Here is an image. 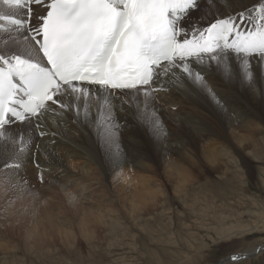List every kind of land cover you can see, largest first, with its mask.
Instances as JSON below:
<instances>
[{"label":"rangeland","instance_id":"1","mask_svg":"<svg viewBox=\"0 0 264 264\" xmlns=\"http://www.w3.org/2000/svg\"><path fill=\"white\" fill-rule=\"evenodd\" d=\"M222 1L219 0V3ZM207 3L203 1L201 11L193 12L191 18L184 22L185 27L193 23L206 26L218 18L219 11H224L222 7H219V10L215 9L218 8L217 5L209 7L212 0H208ZM261 5L264 4L256 1L249 8L253 17L250 27L252 23H261L257 19ZM0 11H8L15 15L2 4ZM17 13V16L23 18L22 10ZM205 13L211 14L204 20L200 19ZM20 40H23L21 33L0 30V52L23 53V45L27 42L24 41L22 44ZM14 42H18L20 46ZM263 65L259 74L261 89H264ZM254 67L259 66H251L250 70L252 71ZM214 72L217 79H212V83L221 90V93L219 90L216 92L219 104L206 92L198 91L187 79L186 74H183L180 79L170 78L168 81L189 82L193 85L199 94L193 93L199 96L198 110L179 104L178 94L166 87L161 91L164 94L162 97L154 90L155 99L151 96L147 98L141 90L139 93L134 92L131 102L105 112L103 117H111V120L118 122L119 131L114 142L111 140L106 142L101 131L102 136L95 141L100 151L102 167L98 165L100 161L95 163L92 160L95 156L91 158L88 156L72 159V163L78 166L77 169L51 162L58 172L39 170L37 164V175H33L24 172L23 165L17 168L14 163L4 160L0 164V177L3 175L11 179H25L27 184L16 193L14 192L17 189H8L10 193H14L13 202H17L22 196L31 197L38 193L40 200L55 205L61 199L56 194L58 189L52 193L57 183L68 190L70 188L78 190L79 195L76 198L83 202L84 207L99 210L100 202L117 203L118 206L114 204L113 207L117 210L115 219L120 225L115 233L111 230V225H102L98 230V238L94 235L91 238L84 237L79 233L78 227L74 228L71 223L65 222L66 226L73 229L75 241L67 245L49 243L46 248L28 251L23 240H20L19 232L8 228L12 218L9 214H3L0 207V243L11 248L0 250V264H218L227 256L230 258V255L246 253L264 245V104H257L249 95L248 88L244 91L239 85L234 87L228 79L221 82L218 79L219 73ZM220 82L222 84L219 87ZM61 114L68 116L66 111ZM237 116L239 119H246L239 122ZM234 120L237 121L235 125ZM245 124L261 130V136L240 141L242 132L238 125ZM14 127L15 123L9 127L8 132ZM22 128L27 132L29 127L25 124ZM29 132L31 133V130ZM54 141L55 148L63 146L56 134ZM42 142L54 145L46 139V134L41 136L37 132L34 139L24 146L25 150H30L33 146V150L37 151V161L40 163ZM176 144L178 147H175ZM201 144L213 147L215 144L217 150L227 151L229 156L216 161L209 160L201 155ZM87 148L89 152L94 151L90 145ZM59 153L68 154L66 151ZM117 156L121 157L122 162L115 160ZM127 157L131 162L126 161ZM113 162L117 164V168L112 170ZM88 171L93 172L94 177L101 180V184L93 180V187L89 188L88 183L91 182L87 180L91 178L88 177ZM121 174L125 175L123 179ZM127 176L135 184H149L154 187L158 197L154 200H145L146 203H143L145 205L141 208L129 203L131 201L127 202L125 197L130 191H134L132 188H136L126 183L124 187L127 189L123 187L122 180H130ZM184 176L187 183L183 182ZM114 178L117 183L121 181L120 189H113L110 179ZM31 180H36L37 186H34ZM70 181H74L77 187L72 188L73 184L71 185ZM104 186L110 196L113 194L112 197H103ZM86 188L91 190L86 193ZM122 189L129 192L125 194ZM119 198L120 200L116 201ZM4 213L8 212L5 210ZM106 220L108 222L109 219ZM229 232L233 235L228 236ZM238 264H264V252L256 258Z\"/></svg>","mask_w":264,"mask_h":264},{"label":"snow or ice","instance_id":"2","mask_svg":"<svg viewBox=\"0 0 264 264\" xmlns=\"http://www.w3.org/2000/svg\"><path fill=\"white\" fill-rule=\"evenodd\" d=\"M0 4L23 12V18H17L0 11V30L21 33L27 41L23 53L0 52V139L7 138L17 121L33 123L35 118L39 128L46 114L57 111L54 106L65 107V95H86L89 88L121 97L143 90L145 97L155 99L153 91L168 82L162 77L173 70H182L219 104L213 87L192 63L207 58L218 66L224 61L227 69L226 58L234 53L251 82L249 58L264 61V5L257 17L261 23H252L249 29L253 17L244 11L206 26L185 27L193 12L201 11V0H0ZM213 5L217 10L224 7L219 0H212L209 7ZM108 119L102 117L99 126L106 142L119 131V124ZM20 141L23 151L27 141L22 136Z\"/></svg>","mask_w":264,"mask_h":264},{"label":"bare ground","instance_id":"3","mask_svg":"<svg viewBox=\"0 0 264 264\" xmlns=\"http://www.w3.org/2000/svg\"><path fill=\"white\" fill-rule=\"evenodd\" d=\"M202 1L203 0H201V2ZM256 1L260 4H264V0H230V3H226V0H223L222 2H220V4L224 5V7H222L224 9V11L223 12L219 11L217 14L218 15L217 17L218 18L226 17L228 14H232L233 16L235 14L239 15L240 12H242V11L246 12L247 14L248 13L250 14L249 8L252 7V5ZM3 7L5 8V6H3ZM33 7L35 8L36 6H33ZM215 9H217V8L215 7ZM10 11L15 13L19 10H10ZM215 12H216V10H215ZM209 14H211V13H208V15ZM17 15H18V13H17ZM17 15L15 13L14 16L17 17ZM208 15L207 14L204 15L203 17H200V19L204 20L205 18H207L206 16H208ZM34 17H35V15H34ZM250 24L251 23H249V25ZM249 25L247 26L248 28L250 27ZM9 26L10 25H8L7 27H9ZM24 41L25 40L23 39V40H20L19 42H22V44H23ZM14 44L20 46V44H18V42H14ZM249 60H250L249 72L252 75L251 82H249L246 79L244 71H243V67H242V62L239 58H237L235 56L234 53H229L227 58H226V63L228 65L227 69H225V66H224L225 62L224 61L220 62L219 66H218L217 62L208 61L207 58H205V60L202 63H199V64L192 63L191 66L194 68V70L200 71V73L202 75H204L205 80L213 87L215 93L217 92V90H219V92L221 93V90L217 87V85L215 83H212V79H214V78L217 79V76L215 77L216 74L214 71L219 73L218 79L221 82H223L225 79H228L230 81V83L232 84V86H234V87L239 85L244 91L248 88L249 89L248 90L249 95L255 99L256 103L263 105L264 104V89L260 88V84H259L260 75L259 74L262 71L261 68H262V64H264V61H260L258 59H254L251 57L249 58ZM251 66L252 67L253 66H259V67H254V69L251 71L250 70ZM173 73H175V74H173ZM183 74L184 73L182 72V70H173V71H170L168 73V76L162 77V80L168 81L170 78H174V79L179 78L180 79V77ZM221 82L219 84V87L222 84ZM166 84H167V86H166ZM153 87H155V85ZM166 87L168 89H173L178 94V96H179L178 103L179 104H184L187 108H190L192 110H198V108H199V96H195V95H199V94L195 90V87L193 85H191L189 82L184 83V82L180 81V82L170 83L168 81L167 83H163L160 86V90H157V95L162 97L164 94H162L161 91L163 89H165ZM198 91H199V89H198ZM193 93L195 95H193ZM132 97H133V94L129 95V96H123V97H121L119 94L113 96L111 94L105 93L103 90L96 88V87L89 88L88 93L86 95H81V94L65 95V97L63 98L64 103H65V107L63 109H60L59 105L54 106V107H56L57 111L50 113V114H46L44 116L43 123L41 124V126L39 128L34 126L35 118H33V123L25 122V123L21 124L20 122H15L16 129H15V127L13 129H11V131L7 133V138L0 139V164L4 160H7V161H10L11 163H14L15 165L16 164H19V166L23 165V167L25 168L24 172H27V174L30 173L33 175H35V174L37 175V170H38L37 164H39V166H38V168H40L39 170H44L47 172H48V170H50L52 172H58L57 168L54 167L51 162L62 165V166H70L71 169L72 168L77 169V167H78L75 163H72V159L76 160L78 158L79 159L80 158H87L88 156L91 158L92 156H95V158H92V160L95 163H98L99 161L101 162L100 151L98 150V147L95 144V141L98 140L100 136H102V134L100 135V130H99V126L101 124V118L103 117L105 112L110 111L114 108H117L124 103L131 102V100L133 99ZM147 98H150V97H147ZM164 98H166V97H164ZM160 99H162V98H160ZM143 103H144V101H143ZM201 106H202V104H201ZM204 107H206V105ZM64 111H66L68 113V116L61 114ZM177 116H178V114H177ZM238 117L239 116H237L236 118L239 122H244L246 119V118H244V119L240 118L239 119ZM109 118L110 119H108L106 122L112 123V124L118 123V122H115L114 119L111 120V117H109ZM143 122H144V120H143ZM236 123H237V121L234 120L233 124L235 125ZM25 124L27 125V127H29V128H27L28 129L27 132L25 130H23V128H22L23 125H25ZM238 129L241 130V132H242V135L240 136V141L248 139V138H255V137L261 136V130L254 129L253 126L251 127L250 124L238 125ZM29 130H31V133L29 132ZM152 131H153V129H152ZM37 132L38 133L44 132L46 134V139L51 141V143L52 142L54 143L53 146H51L50 144H45L43 142L40 144L39 156L42 160L41 163L37 161V151L35 152L33 150V146L31 147L30 150H23V151L19 150L20 145H21L20 137L22 136L23 139L25 141H27V143H29V141L31 139H34L35 134H37ZM117 133L118 132H116V134L112 136V138H111L112 142H114V140H116V137L118 135ZM54 134H56L57 136L60 137V142L62 143L63 146H58L57 148H55ZM165 134L166 133H164V135ZM168 141H169V139H168ZM27 143L24 146H27L28 145ZM58 144L59 143H57V145ZM88 145H90V147L92 146L94 148L93 152H89V150L87 148ZM175 147H178V145L176 144ZM217 149L218 148L215 147V144H214V147L213 146H205V145L201 144L200 153L202 156L206 157L207 159L214 160V161L220 159L221 157H228L229 156L227 151L217 150ZM65 151L68 152V154L63 155V154L59 153V152H65ZM115 160L117 162H122L121 157H119V156H117L115 158ZM126 161L131 162L129 157L126 158ZM209 163H210V161H209ZM170 164L172 165V163H169L168 165H170ZM98 165H100L101 167L103 166L102 162ZM172 166H174V165H172ZM116 168H117V164L115 162H113L112 170L116 169ZM177 168L178 167H176V169ZM179 168H180V166H179ZM169 171H170V169H169ZM181 171L184 172L182 169H181ZM87 173H88V177L91 178V179L87 180V182H91V183H88L89 188L93 187V184H92L93 180L95 182H97L98 184H101V180L99 178H95L94 177L95 174L93 172L89 173V171H88ZM123 173H126V172H123ZM117 174H120V173H116V175ZM177 174H178V172H177ZM16 175H18V174L16 173ZM16 175H13V176L17 177ZM33 175H30V176H33ZM121 175H123V174H121ZM13 176H12V178H13ZM30 176L28 178H30ZM124 176L125 175L122 176V179L124 178ZM19 177H20V175H19ZM127 177L130 179L129 176H127ZM30 179H28V180H30ZM24 180L25 179H23V180L11 179L10 177L9 178L6 176L3 177V175H2V177H0V189H1L0 194L4 195V196L0 195V207H2V209H3L2 210L3 214H5V215L9 214L10 217L12 218V223L10 222V224H9L10 227H8V228L10 230L14 229V230H17L19 232L20 240H23L22 242L25 243V246H26L28 251H35V250H37V248H39V249L46 248V247H48L47 245L49 243L56 244L58 242V243H61L62 245H65V244L67 245V244H70L73 240L75 241L73 229H70L68 226H66L65 222L71 223V225L74 228L78 227L79 233L81 235H83L84 237H91V238H93V235L96 238H98V235H99L98 230L102 228V225H111V230L114 233L118 229V225H120L119 223L116 222L115 217H116V213H117L116 211L117 210H115V208L113 207V205L114 204L117 205V203L113 204V202H109V203L100 202L98 204V206L100 207L99 210H96L95 208H91V207L87 208V207L83 206L82 201H80V200H78V198H76L79 195V194H77L78 190L71 189V188H70V190H68L64 186H61V185L59 186V184H57V183L55 184L52 193L54 191L56 192V189H58V193H56V194L61 199H60V201L58 200L59 202L55 203V205H51L49 202H47L45 200H40V196L38 193H34V195L31 197L22 196L21 198H18L17 202H13L12 195H14V193L18 192V189H21L22 187H25L27 185L26 181H24ZM36 180H31L30 182H32V184L34 186H37ZM115 180H116V178H114L113 180L110 179V181H112L111 183H112L113 189L114 190H116L118 188L120 189V187L122 186L120 183L121 181L119 183H117ZM183 180H184L183 182L187 183L185 176H184ZM132 181L133 180H131V179L129 181H127L126 179L122 180L123 187H124L125 183H126V185L127 184L133 185V187L136 186L135 189L130 186L132 188V190H134V191L131 192L128 188V190L130 191V193H128V194H127V192H129V191H127V192L125 191V189H127L126 187H124L125 189H122V191L124 190L125 191L124 193L127 194V196L125 197L127 202L131 201L129 203L135 204L136 206L141 208L143 203H146L145 200H147V201L149 199L154 200L158 197V192L154 189V187L150 186L149 184H147V185L146 184H140V185L135 184ZM131 182H132V184H131ZM70 183H71V185L73 184L72 188L77 187L76 183L74 181H70ZM176 183H178V182H176ZM9 188L17 189V191L15 190L14 193H10L8 190ZM113 189H112V191H113ZM158 189H160V188H158ZM85 190H86L85 192L87 193V191L91 190V189L86 188ZM89 193H90V191H89ZM94 193L95 192L93 191L92 194H94ZM102 193H104V194H102ZM102 193H100V194H102L103 197H112L113 196V194L110 196V193L107 191L106 187L104 188ZM159 193H160V191H159ZM162 193H163V191H162ZM83 194H84V192H83ZM122 194H123V192H122ZM121 197H123V196H121ZM8 200H10V202H6ZM97 200H99V199H97ZM118 200H120V198L117 199L116 201H118ZM153 200H151V201H153ZM151 201H149V202H151ZM94 202H92V203H94ZM101 204H103L104 206ZM125 205L127 206V204H125ZM131 207L133 208V206H131ZM116 209H118V208L116 207ZM5 210L8 213H4ZM134 210H136V209H134ZM132 212H134V211H132ZM106 214H107V216H105ZM5 215H4V217H5ZM106 218L109 219L108 222H106L107 221ZM7 220H9V219H7ZM6 224H7V221H6ZM112 231H111V233H112ZM232 232H229L228 236H232L233 235ZM75 235H77V234L75 233ZM113 236H114V234L112 235V237ZM95 237H94V240H95ZM76 242H77V236H76ZM260 247H264V245H260V246L256 247L255 249H251L250 251H247L246 253L230 255V258H232L234 256L253 255L259 250ZM0 250H3V251L11 250V248H9L4 243H0ZM228 257L229 256L225 257L226 259L223 258L220 262H222L223 260L230 259Z\"/></svg>","mask_w":264,"mask_h":264},{"label":"water","instance_id":"4","mask_svg":"<svg viewBox=\"0 0 264 264\" xmlns=\"http://www.w3.org/2000/svg\"><path fill=\"white\" fill-rule=\"evenodd\" d=\"M264 251V247H260L259 248V250L256 252L257 254H259V253H261V252H263ZM253 256H256V254L255 255H253ZM250 257H252V256H247V255H245V256H236V258L233 260L232 258H230V259H228V260H223L222 262H220V263H218V264H230V263H236V262H239V259L240 260H242V259H244V258H250Z\"/></svg>","mask_w":264,"mask_h":264}]
</instances>
